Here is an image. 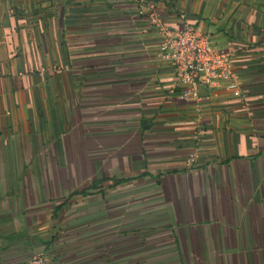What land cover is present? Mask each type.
Instances as JSON below:
<instances>
[{
	"label": "crops",
	"instance_id": "0c3cea01",
	"mask_svg": "<svg viewBox=\"0 0 264 264\" xmlns=\"http://www.w3.org/2000/svg\"><path fill=\"white\" fill-rule=\"evenodd\" d=\"M149 1L240 96L181 99L139 0H0V264H264V8Z\"/></svg>",
	"mask_w": 264,
	"mask_h": 264
},
{
	"label": "built area",
	"instance_id": "2783aa9c",
	"mask_svg": "<svg viewBox=\"0 0 264 264\" xmlns=\"http://www.w3.org/2000/svg\"><path fill=\"white\" fill-rule=\"evenodd\" d=\"M139 3L142 5L139 14L148 15L152 25L163 32L161 58L176 70L181 99L199 100L202 88L224 89L240 96L233 54L217 50L207 35L190 25H185L181 31L164 25L155 13L154 2L139 0ZM194 164L195 157H192L189 166ZM25 264H47V261L44 255L37 254Z\"/></svg>",
	"mask_w": 264,
	"mask_h": 264
},
{
	"label": "rangeland",
	"instance_id": "374dc122",
	"mask_svg": "<svg viewBox=\"0 0 264 264\" xmlns=\"http://www.w3.org/2000/svg\"><path fill=\"white\" fill-rule=\"evenodd\" d=\"M249 4L257 5L259 8H264V0H244Z\"/></svg>",
	"mask_w": 264,
	"mask_h": 264
}]
</instances>
